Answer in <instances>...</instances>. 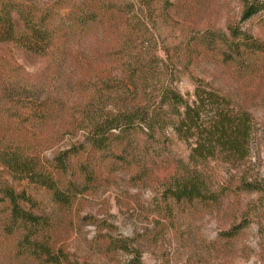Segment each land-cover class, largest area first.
<instances>
[{
    "label": "rangeland",
    "instance_id": "374dc122",
    "mask_svg": "<svg viewBox=\"0 0 264 264\" xmlns=\"http://www.w3.org/2000/svg\"><path fill=\"white\" fill-rule=\"evenodd\" d=\"M104 1L39 5H61L66 19ZM112 1L117 13L104 24L61 31L47 57L0 44V141L35 145L46 165L60 151L79 147L71 167L77 171L82 163L93 176L91 185L65 214L46 190L13 181L2 167L0 185L32 197V213L48 219L52 248L73 264H264V52L227 61L205 47L213 36L230 38L229 25L264 45V11L241 20L245 0ZM200 82L251 116L248 157L236 167L219 160L200 166L218 198L211 207L166 204L163 183L179 161H187L189 149L168 123L160 90L191 101ZM133 105L154 110L162 121L150 138L137 129L107 153L84 142L86 113L110 115ZM26 107L45 118L23 122ZM137 128L149 132L143 124ZM75 179L82 190L83 176ZM8 216L0 194V264H40L18 248L21 232L5 231Z\"/></svg>",
    "mask_w": 264,
    "mask_h": 264
},
{
    "label": "trees",
    "instance_id": "16d2710c",
    "mask_svg": "<svg viewBox=\"0 0 264 264\" xmlns=\"http://www.w3.org/2000/svg\"><path fill=\"white\" fill-rule=\"evenodd\" d=\"M96 7L95 10L82 7L65 19L60 13L61 5H39V0H0V44H10L25 52L47 57L58 46L61 31H79L88 23L104 24L106 17L118 10L112 0L98 3ZM261 11H264V0H245L241 20ZM228 30L230 38L213 36L205 46L207 50L220 51L227 61L236 58L243 61L246 55L256 56L264 52V45L237 26L229 25ZM160 96V103L170 111L168 123L173 133L189 149L187 161H179L175 173L163 183V200L166 204L197 203L209 208L217 203L218 198L211 191L200 166L211 160L235 167L240 165L248 157L254 122L245 110L206 83L197 84L191 101L169 88H162ZM153 111H144L133 105L110 115L88 112L89 129L84 128V142L96 151L107 153L113 151L116 141H129L124 136L131 137L137 129L150 138L154 126H161L162 122ZM22 116L25 123L32 117L45 118L44 113L39 114L30 107H26ZM140 124L145 125L149 132L137 128ZM34 146L23 139L1 140L0 167L13 181H27L46 190L60 213L70 212L77 196L83 193V188L91 185L93 179L82 163L77 164V171L71 167V158L81 150L72 145L70 149L60 151L46 165L37 159ZM77 176H83L82 190L76 182ZM246 186L259 189L252 183ZM0 194L9 206L5 231L8 234L21 232L18 248L40 264H73L62 250L52 248L48 219L32 213L36 206L32 197L24 191L17 193L5 184L0 185Z\"/></svg>",
    "mask_w": 264,
    "mask_h": 264
}]
</instances>
